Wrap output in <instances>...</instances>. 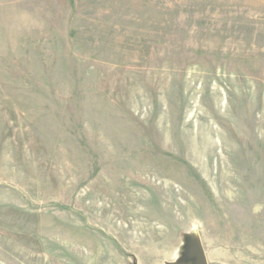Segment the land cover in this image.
<instances>
[{"label":"rangeland","instance_id":"rangeland-1","mask_svg":"<svg viewBox=\"0 0 264 264\" xmlns=\"http://www.w3.org/2000/svg\"><path fill=\"white\" fill-rule=\"evenodd\" d=\"M264 264V0H0V264Z\"/></svg>","mask_w":264,"mask_h":264},{"label":"water","instance_id":"water-1","mask_svg":"<svg viewBox=\"0 0 264 264\" xmlns=\"http://www.w3.org/2000/svg\"><path fill=\"white\" fill-rule=\"evenodd\" d=\"M196 253L200 254V260L198 261L197 264H209L206 255L204 254L202 248L199 245L196 248ZM165 264H191V263L184 261H176V262H168Z\"/></svg>","mask_w":264,"mask_h":264}]
</instances>
